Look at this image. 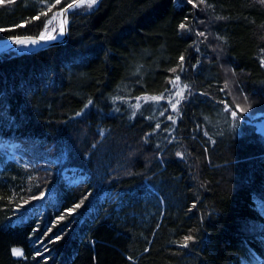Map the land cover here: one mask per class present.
<instances>
[{
  "label": "trees",
  "instance_id": "16d2710c",
  "mask_svg": "<svg viewBox=\"0 0 264 264\" xmlns=\"http://www.w3.org/2000/svg\"><path fill=\"white\" fill-rule=\"evenodd\" d=\"M73 1L0 4V42ZM244 99L264 108L262 0H99L65 43L1 54L0 264H264Z\"/></svg>",
  "mask_w": 264,
  "mask_h": 264
},
{
  "label": "rangeland",
  "instance_id": "374dc122",
  "mask_svg": "<svg viewBox=\"0 0 264 264\" xmlns=\"http://www.w3.org/2000/svg\"><path fill=\"white\" fill-rule=\"evenodd\" d=\"M9 1L10 0H5L4 3H0V4H8ZM98 1L99 0H97V3H98ZM97 3L92 5L91 7H88L87 3H84L83 5H79V6H77L76 8H74L71 11L70 16H71L72 13H75V12L79 13V12H84V11H87V10H91L97 5ZM65 8H67V6ZM65 8H63V9H65ZM63 9L57 10L56 12H53V14H50V19H49L50 23L48 21L47 24H46L47 25V32L45 31V28L42 31V33H44V35L47 36L48 33L52 32L53 28L56 29L55 32H52V35H55L57 38L55 40H48V41H59V40L64 38V34L62 36L59 35L61 26L64 27L63 12H62ZM69 20H70V18H69ZM204 24H205L206 27H208L206 25L207 23H204ZM6 44H7V41H1L0 42V47H3ZM31 49L38 50V49H42V48H40V46L37 45V44H22L20 46H16L15 48H13L9 52L24 53V52H27V51H29ZM214 50H215L216 55H218V53H217L218 49L215 46H214ZM231 80L234 81V78H232ZM244 100H245L244 101V103H245L244 104V108L246 110V115L251 120L256 121V122L258 121V124L260 125L262 120H264V108L259 107V106H252L250 102L246 101V99H244ZM262 134L264 135V133H262ZM253 227L251 226L248 229V233L258 234L259 232L264 230L259 225L258 226H253ZM18 250L21 252V255H15V256H22L23 255L22 250H20V249H18ZM243 264H259V263L255 262L254 260H243Z\"/></svg>",
  "mask_w": 264,
  "mask_h": 264
},
{
  "label": "water",
  "instance_id": "95a60500",
  "mask_svg": "<svg viewBox=\"0 0 264 264\" xmlns=\"http://www.w3.org/2000/svg\"><path fill=\"white\" fill-rule=\"evenodd\" d=\"M71 4H73V7L71 9H63V21L66 19L67 20V23H64V38L59 40V41H48V40H40L39 37H29V36H25V37H18V38H15V39H18L20 41H24L25 43H31L32 40H36L37 45L40 46V48H46V47H50V46H53V45H58V44H63L67 41L68 39V32H69V27H70V13L71 11L76 8L77 6H79V0H75L73 1ZM67 9V10H66ZM66 10V11H65ZM24 44V43H23ZM22 44H17L14 42V39H10L9 41H7V44L4 45L3 47H0V55L1 54H5V53H8L9 51H11L13 48H15L16 46H20ZM36 51V49H31L27 52H24V53H32ZM258 132H262L264 133V120H262L261 124L258 126Z\"/></svg>",
  "mask_w": 264,
  "mask_h": 264
},
{
  "label": "snow or ice",
  "instance_id": "6c2138e0",
  "mask_svg": "<svg viewBox=\"0 0 264 264\" xmlns=\"http://www.w3.org/2000/svg\"><path fill=\"white\" fill-rule=\"evenodd\" d=\"M5 2V0H0V3H4ZM57 2H59V0H57ZM262 2H264V0H262ZM84 3H87V5H88V7H91L92 5H94V4H96L97 3V0H79V4L80 5H83ZM188 3H193V0H188ZM73 7V4H68L67 5V9H71ZM66 9V10H67ZM65 10V11H66ZM38 18V17H37ZM49 23H50V21H49ZM63 23H67V20L65 19L64 21H63ZM180 27L181 28H184L185 27V25L184 24H181L180 25ZM3 29H0V31H2ZM45 31L47 32V25H45ZM56 31V29L55 28H53L52 29V32H55ZM52 32H50V33H48L47 34V36H45L44 35V33H42L41 35H40V37H39V39L40 40H55L57 37L55 36V35H52ZM64 34V27L63 26H61V28H60V32H59V35H63ZM14 42L15 43H17V44H23V43H25L24 41H20V40H18V39H14ZM31 43L32 44H35V43H37V41L36 40H32L31 41ZM181 60H183V57H181ZM173 71H175L174 69H173ZM179 76H177L176 77V81H179ZM184 87H187V85H185ZM154 99H157V98H154ZM247 99V98H246ZM89 104H91V101H89ZM86 107H87V105H86ZM173 110H175V108H176V106H175V104H173ZM237 110H240L239 109V106H237ZM237 110H232L227 104H225V111H229L230 112V114H231V117L233 118V119H238L239 117L237 116ZM169 119H172V117H169ZM157 127H158V125H157ZM177 155H181L180 153H177ZM79 205H77L76 207H78ZM60 219H63V216H61L60 217ZM59 237H57V239H58ZM192 238L191 237H185V243H184V245L183 246H185V247H187V242L189 241V240H191ZM13 251V254L14 255H21V252L18 250V249H13L12 250ZM39 254V253H38Z\"/></svg>",
  "mask_w": 264,
  "mask_h": 264
}]
</instances>
